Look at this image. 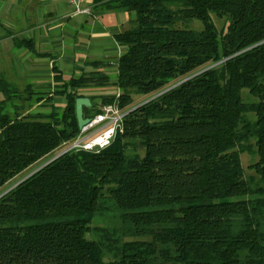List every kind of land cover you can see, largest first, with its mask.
I'll list each match as a JSON object with an SVG mask.
<instances>
[{
	"label": "trees",
	"instance_id": "16d2710c",
	"mask_svg": "<svg viewBox=\"0 0 264 264\" xmlns=\"http://www.w3.org/2000/svg\"><path fill=\"white\" fill-rule=\"evenodd\" d=\"M92 2L133 15L113 82L101 60L52 66L48 91L0 75V194L39 167L0 196V264H264V0ZM110 84L123 131L51 159L79 131L75 99L90 117Z\"/></svg>",
	"mask_w": 264,
	"mask_h": 264
},
{
	"label": "crops",
	"instance_id": "0c3cea01",
	"mask_svg": "<svg viewBox=\"0 0 264 264\" xmlns=\"http://www.w3.org/2000/svg\"><path fill=\"white\" fill-rule=\"evenodd\" d=\"M88 15H72L67 0H0V40L10 37L12 58L10 67H0V75L6 76L12 69L21 77L49 78L52 66L61 69L65 76L79 74L85 61L101 60L107 65L104 71L111 72L124 47L114 35L126 29L132 14L93 4ZM22 39L33 41L36 51L45 55L37 56L14 42ZM113 65V66H110ZM110 74V73H109ZM35 83L34 91H48Z\"/></svg>",
	"mask_w": 264,
	"mask_h": 264
},
{
	"label": "built area",
	"instance_id": "2783aa9c",
	"mask_svg": "<svg viewBox=\"0 0 264 264\" xmlns=\"http://www.w3.org/2000/svg\"><path fill=\"white\" fill-rule=\"evenodd\" d=\"M71 6L72 15H88L91 13L87 0H67ZM156 93L154 96L160 94ZM150 97L143 104L153 98ZM130 109L119 107L117 101L111 104H103L99 111L88 117V122L79 128L78 133L68 142L63 143L57 149L53 158L68 151H93L107 147L114 140L118 132L123 131V121Z\"/></svg>",
	"mask_w": 264,
	"mask_h": 264
},
{
	"label": "rangeland",
	"instance_id": "374dc122",
	"mask_svg": "<svg viewBox=\"0 0 264 264\" xmlns=\"http://www.w3.org/2000/svg\"><path fill=\"white\" fill-rule=\"evenodd\" d=\"M215 25L217 27L218 30H221L224 25H225V20L223 18H218L216 16H212ZM192 27L195 28H199L201 25L198 21H193L191 23ZM11 48H12V41L10 37H7L6 39L3 38L0 40V67H10L11 61H10V57L12 58V53H11ZM113 66V65H110ZM112 71H109L108 73H110L109 75H111ZM114 73V72H113ZM9 81L13 82L19 89H22L25 87V85H29V87H35V83H41L42 86L44 87L45 84L49 83V78H45V77H38V78H30V77H21L19 74H16L15 72H13V70H10V73L7 74L5 76ZM38 86H36L35 88H37ZM115 87L113 85H108L102 89H100L99 91H97L96 93H94V97H95V104L97 107H100V97L104 96V95H110L113 94L115 92ZM154 96L153 95H135L133 96V101L135 103H142L143 101H146L147 99H149L150 97ZM0 98H2V95L0 94ZM55 104L62 106L63 105V101L61 99H55ZM26 107L23 109V111H25ZM31 112H36V111H42V112H48L50 111V107H45V108H41L39 107L38 104H34L31 108H30ZM58 149V148H57ZM57 149L53 152L52 158L54 157V155L57 154ZM253 149L255 150V146H253ZM241 158V165L244 171L245 175H249V174H253V170L249 167V165L256 161L258 159V155L256 153V151L252 154H249L247 152H244L241 154L240 156ZM17 178H19L17 176ZM15 178V179H17ZM15 179H13L12 181H14ZM3 188V187H2ZM0 188V190L2 189ZM95 225H104L103 221L99 218H97L95 221H93L92 226ZM90 237V235H88Z\"/></svg>",
	"mask_w": 264,
	"mask_h": 264
},
{
	"label": "water",
	"instance_id": "95a60500",
	"mask_svg": "<svg viewBox=\"0 0 264 264\" xmlns=\"http://www.w3.org/2000/svg\"><path fill=\"white\" fill-rule=\"evenodd\" d=\"M91 105H92L91 104V101H90V99L88 97H78V98L75 99V114H76V120H77L78 128H81L84 124H86L88 122V119H89L88 117H85L84 116V114H83V107H91ZM51 159H53V158H51ZM37 169H35V170H37ZM35 170H33L31 173H33ZM31 173L27 174L25 177H23L22 179H20L19 181H17L10 188H12L17 183H19L20 181H22L23 179H25L26 177H28ZM9 189H7L6 191H8ZM6 191H4L3 193H1L0 196L2 194H4Z\"/></svg>",
	"mask_w": 264,
	"mask_h": 264
}]
</instances>
